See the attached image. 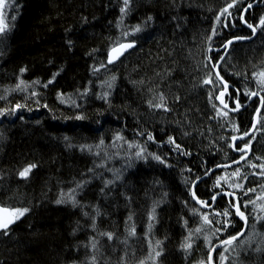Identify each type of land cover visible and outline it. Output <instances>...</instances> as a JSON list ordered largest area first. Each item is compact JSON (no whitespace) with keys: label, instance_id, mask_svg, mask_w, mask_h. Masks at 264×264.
<instances>
[{"label":"trees","instance_id":"1","mask_svg":"<svg viewBox=\"0 0 264 264\" xmlns=\"http://www.w3.org/2000/svg\"><path fill=\"white\" fill-rule=\"evenodd\" d=\"M6 4L0 205L13 222L0 230V264H207L210 249L242 223L233 198L222 196L208 216L229 215L209 218L208 228L219 229L214 237L199 233L190 187L239 157L230 141L248 132L259 103L233 114L221 109L213 66L225 42L251 37V25L256 35L232 44L218 72L231 109L253 92L264 101V0ZM122 42L135 46L107 65L110 48ZM262 108L253 135L234 147L249 143L250 157L195 187L202 201L235 194L248 219L245 235L217 250L213 264H264V211L252 213L264 201ZM17 209L27 211L16 218Z\"/></svg>","mask_w":264,"mask_h":264},{"label":"water","instance_id":"2","mask_svg":"<svg viewBox=\"0 0 264 264\" xmlns=\"http://www.w3.org/2000/svg\"><path fill=\"white\" fill-rule=\"evenodd\" d=\"M255 5H256V1L251 3L244 10L247 11L248 9H250V7H253ZM242 17L243 16H241V21H242ZM242 24L246 27L244 21H242ZM248 29L250 30V32H252L251 37H247V38H245V37L231 38V39H229V41H231V43H229V41H227V42H225L224 46L219 49V50H222V56L221 57H223V59L226 56V54H227V52H228V50H229V48H230V46L232 44L251 41V39L256 35V31H253L252 27L251 28L248 27ZM129 44H131L132 46L131 47H127V45H129ZM134 46H135L134 42H122V43H119V45H116V46L110 48V50H109V52H108V54L106 56L107 65L114 64V63L118 62L120 60V58L122 56H124L125 54H127L129 51H131V49H133ZM110 59H111V62H109ZM223 59L220 58L219 62L215 66H213L214 76L217 78V80L219 81V83L221 84V86L223 88V90H221V92L218 94V96L216 98L219 107L221 109L226 110L227 112L233 114V113H238L239 111L244 110V108H246L256 98L259 99V103H258V105L256 107L257 109H256V111L254 113V116H253V119H252L253 122L251 124L250 129L247 132V135L234 136V138L230 141L232 152L235 153L236 155H240V156L237 159H235V161L226 163L224 165H217V166L213 167L211 170H209L207 173H205L201 178L196 179L192 183V185L190 187V189H191L190 194H191V199L194 201V203L199 207V209H201L203 211L204 210H207V211L211 210L214 207L216 201L219 199V197H222V196L226 197L227 196V197L233 198L234 204H233L232 209L234 211L235 217L237 219H239L240 222L242 223L240 231L237 234L233 235V236H237L238 237L237 240L233 241V243H234V242H237L241 237H243L245 235V233L247 232L246 229H247V226H248V219L247 218H246V220L245 219H241V217L236 214L235 205H239L238 197H236L235 194H233V193H231L229 191H219V192L214 193V195H213V196H215V200H213V196H212L211 198L203 201L207 205V206H204V207H202L201 204L197 202V200H200V199L197 198L196 194H195L196 198L195 199L193 198V193H195L196 185L202 183L205 179H207L210 175H212L213 172H216L218 170L234 168L235 166H238L241 163H243L244 161H246V159L248 157H250V155H251V146H250V144H248V147L244 151H239L238 149H235L234 147L238 143L244 142L245 140H247L248 138H250L253 135L255 127H256V125H257V123L259 121L258 117H259V115H260V113H261V111L263 109L262 108V106H263V102H262L263 98L258 93L256 95H250L248 97V100L245 102V104H243L242 107L241 106L238 107L237 103H236L237 107L235 109H231L229 107V102H226V103L224 102L223 96L225 94H227L229 88H228V86H227V88H225V84L226 83H225V81L223 79H222L223 82H221L220 78H222V77H220V76L217 77V72H218V69L220 67L219 64L221 63V61ZM222 92L224 93L223 95H221ZM243 148L244 147H242L240 149H243ZM226 193H230L231 195H227ZM200 201H202V200H200ZM239 208H240V206H239ZM0 209H5L6 210L4 212H0V221H3V222L11 221V223H12L13 222V219H12L13 217H12L11 211L8 208H3L1 205H0ZM240 211L246 217L245 213L242 211L241 208H240ZM11 223H9L8 226ZM0 230H2V229H0ZM229 237H227L226 239H228ZM226 246H228V245H223L221 243V241H220V243H218L216 246L212 247L210 249L209 253H208L209 256H208L207 264H213L212 258H213L214 253L217 252V250H220V249H222V248H224Z\"/></svg>","mask_w":264,"mask_h":264},{"label":"snow or ice","instance_id":"3","mask_svg":"<svg viewBox=\"0 0 264 264\" xmlns=\"http://www.w3.org/2000/svg\"><path fill=\"white\" fill-rule=\"evenodd\" d=\"M124 3H125V5L127 6V4H128V0H124ZM11 5L10 4H6V0H0V9H4V8H6V7H10ZM229 7H231V5H229ZM121 12L123 13V12H125V9H121ZM0 22H2V14H0ZM261 23L262 24H264V19H262L261 20ZM250 27H251V25H249ZM139 29L137 28V31H138ZM4 31V28L2 27V26H0V32H3ZM253 31H255V28H253ZM229 43H231V41H229ZM132 45L131 44H129V45H127V47H131ZM227 46V45H226ZM221 59H223V57H221ZM109 62H111V59H110V61ZM210 62H211V58H210ZM262 75H264V74H262ZM217 77H219V72H217ZM113 79H115V77H113ZM221 79V82H223L222 81V78H220ZM52 81H49V83H51ZM205 83L207 84V83H214V81H211V80H205ZM111 85H109V87H110ZM225 88H227V84H225ZM224 93L222 92L221 93V95H223ZM257 93H255V92H253V93H251V95H256ZM161 102H163V97H161ZM262 102H264V101H262ZM161 106H163L162 105V103L161 104H158V105H156V107H161ZM227 106V105H226ZM238 107H239V104L237 105ZM17 108H19L20 107V105H17L16 106ZM165 110H167V109H165ZM219 111V110H218ZM0 114H2V113H0ZM77 119H80V117H77ZM245 135H247V133H245ZM149 138L151 139V136H149ZM118 139H120V137H118ZM177 147H179V146H177ZM248 147V143L246 142L245 143V146H244V148L243 149H238L239 151H244L246 148ZM136 155L137 156H140L141 155V153L140 152H137L136 153ZM154 159H157V160H160V157H158V156H155L154 157ZM160 162L161 163H163L164 161H162V160H160ZM32 167H35V165H31V166H29L28 168H25L21 173H20V176L21 177H26L27 176V174L30 172V170H31V168ZM238 171L239 170H237V173H238ZM217 186H218V184H217ZM227 195H231L230 193H226ZM193 198L195 199L196 197H195V193H193ZM213 200H215V196H213ZM62 201H60V200H58L57 201V203H61ZM197 202L198 203H200L201 204V206L202 207H204V206H207L206 205V203L205 202H203V201H200V200H197ZM230 207H232L231 205H230ZM235 209H236V214L237 215H239L240 217H241V219H245L246 220V217L244 216V214L240 211V208H239V205H235ZM4 211H6L5 209H0V212H4ZM27 211V209H24V210H19V209H17L16 210V218H19V216H22L23 214H24V212H26ZM216 215H224V216H228L229 215V209H225V211H224V213H216ZM153 217H151L150 216V219H152ZM204 220H205V222H207V223H212V221L211 220H209V218H208V216H203L202 217ZM9 223H11V221H7V222H3V221H0V229H5V228H7L8 227V224ZM217 223H223L224 225H225V228H226V226H227V224L229 223L228 221H217ZM197 231H199V229H197ZM217 231H219V229H217ZM109 239H111V235L109 234V237H108ZM237 236H230L228 239H225V240H223V241H221V243L223 244V245H232V243H233V241H235V240H237ZM95 246V245H94ZM186 247H190L191 245L190 244H188V245H185ZM225 251L227 252L228 251V248H225ZM157 255H159V253H157ZM222 259H224L225 257H221Z\"/></svg>","mask_w":264,"mask_h":264},{"label":"rangeland","instance_id":"4","mask_svg":"<svg viewBox=\"0 0 264 264\" xmlns=\"http://www.w3.org/2000/svg\"><path fill=\"white\" fill-rule=\"evenodd\" d=\"M3 11H4V9H0V14H2V22H0V26H2L3 28H4V26H5V22L3 21ZM1 33V32H0ZM226 100V99H225ZM252 209H254L253 211H252V213H254V212H259V211H261V210H263L264 211V201H263V203L262 204H260V206L259 207H255V206H253V208ZM200 211H199V213H198V216H197V218H198V220L200 221V223H201V225H200V227H199V233H205V232H213V234L211 235L212 237H214V235H215V232L217 231V229L216 230H210L209 228H208V225H209V223H207V222H205V220L202 218L203 216H208L209 215V213H207L208 211L207 210H201V209H199ZM216 215V213L215 214H212V215H210V216H208V218H210V217H214ZM219 217V216H218ZM246 218H247V216H246ZM221 250V249H220ZM153 261V260H152Z\"/></svg>","mask_w":264,"mask_h":264},{"label":"flooded vegetation","instance_id":"5","mask_svg":"<svg viewBox=\"0 0 264 264\" xmlns=\"http://www.w3.org/2000/svg\"><path fill=\"white\" fill-rule=\"evenodd\" d=\"M240 156V155H239Z\"/></svg>","mask_w":264,"mask_h":264}]
</instances>
